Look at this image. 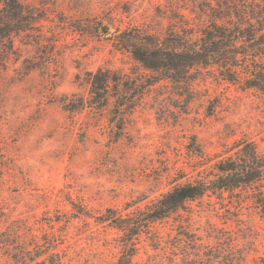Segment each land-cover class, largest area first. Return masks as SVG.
<instances>
[{"label":"rangeland","instance_id":"obj_1","mask_svg":"<svg viewBox=\"0 0 264 264\" xmlns=\"http://www.w3.org/2000/svg\"><path fill=\"white\" fill-rule=\"evenodd\" d=\"M22 1L25 31L13 35V49L0 41L2 263L14 264L7 235L28 245L49 233L66 263L119 264V232L95 217H75L72 199L94 216L108 208L126 213L128 203L145 207L178 183L214 177L215 164L240 140L255 142L264 153V94L205 71L192 83L187 110L171 83L148 88L118 139V120L110 121L109 109H64L66 96H90L92 71H144L115 35L147 25L164 31L170 0ZM243 200L226 192L187 202L153 224L163 237L159 248L142 236L132 264L179 263L174 238L197 233L215 242L207 233L215 227L233 230L241 244L253 241L249 259L264 254V217L251 198Z\"/></svg>","mask_w":264,"mask_h":264},{"label":"trees","instance_id":"obj_2","mask_svg":"<svg viewBox=\"0 0 264 264\" xmlns=\"http://www.w3.org/2000/svg\"><path fill=\"white\" fill-rule=\"evenodd\" d=\"M169 2L171 13L164 31H153L147 25L118 29L115 35L144 71L135 76L112 68L92 71L90 96H66L65 110L74 113L86 108L95 112L109 109L110 121L118 120L114 124L118 139L123 132V121L146 90L162 81L171 83L175 92L184 97L183 110L188 109L193 98L192 83L204 71L242 89H255L264 94V0ZM22 31H25L23 1L0 0V41L7 42V49H13V35ZM234 148V153L215 164L218 172L214 177L178 183L145 207L132 208L137 202L128 203L126 213L119 208H108L106 213L94 216L86 205L72 199L73 214L83 219L95 217L98 223L119 232L116 238L120 247L119 264L133 263L141 248L142 236L151 241L153 248H159L163 237L154 230L153 224L208 193L224 197L227 192L238 201L251 198L264 217V153L250 140H240ZM207 233L215 242H205L197 233H179L172 246L180 250L182 257L181 262L173 264H264V254L249 259L253 241L239 243L233 230L215 227ZM4 242L14 264H69L58 249L54 234L44 233L41 241L32 239L28 245L25 240L13 241L9 234ZM0 264L5 263L0 261Z\"/></svg>","mask_w":264,"mask_h":264},{"label":"water","instance_id":"obj_3","mask_svg":"<svg viewBox=\"0 0 264 264\" xmlns=\"http://www.w3.org/2000/svg\"><path fill=\"white\" fill-rule=\"evenodd\" d=\"M104 31H108V27L104 26L103 27Z\"/></svg>","mask_w":264,"mask_h":264}]
</instances>
